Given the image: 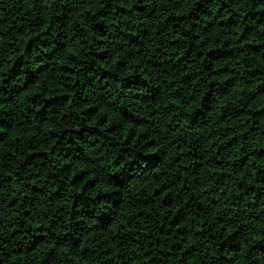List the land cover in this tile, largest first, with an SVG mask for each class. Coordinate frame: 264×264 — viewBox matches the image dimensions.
<instances>
[{"label": "trees", "instance_id": "16d2710c", "mask_svg": "<svg viewBox=\"0 0 264 264\" xmlns=\"http://www.w3.org/2000/svg\"><path fill=\"white\" fill-rule=\"evenodd\" d=\"M0 264H264V0H0Z\"/></svg>", "mask_w": 264, "mask_h": 264}]
</instances>
